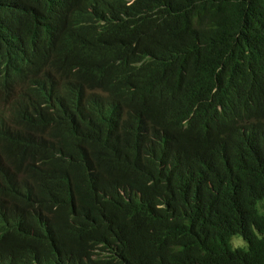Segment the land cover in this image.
<instances>
[{
    "label": "trees",
    "instance_id": "obj_1",
    "mask_svg": "<svg viewBox=\"0 0 264 264\" xmlns=\"http://www.w3.org/2000/svg\"><path fill=\"white\" fill-rule=\"evenodd\" d=\"M0 264H264V0H0Z\"/></svg>",
    "mask_w": 264,
    "mask_h": 264
},
{
    "label": "rangeland",
    "instance_id": "obj_2",
    "mask_svg": "<svg viewBox=\"0 0 264 264\" xmlns=\"http://www.w3.org/2000/svg\"><path fill=\"white\" fill-rule=\"evenodd\" d=\"M232 244L234 247H246V242L241 237H233Z\"/></svg>",
    "mask_w": 264,
    "mask_h": 264
}]
</instances>
